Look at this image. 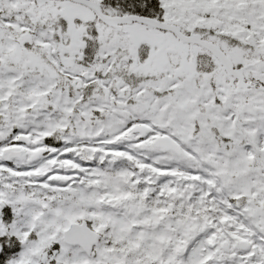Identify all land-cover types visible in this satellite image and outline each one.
I'll return each mask as SVG.
<instances>
[{
  "label": "snow or ice",
  "instance_id": "obj_1",
  "mask_svg": "<svg viewBox=\"0 0 264 264\" xmlns=\"http://www.w3.org/2000/svg\"><path fill=\"white\" fill-rule=\"evenodd\" d=\"M0 264H264V0H0Z\"/></svg>",
  "mask_w": 264,
  "mask_h": 264
}]
</instances>
